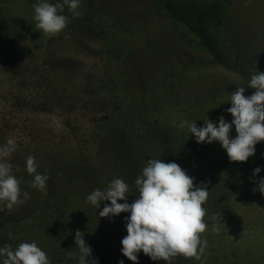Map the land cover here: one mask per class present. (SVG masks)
Masks as SVG:
<instances>
[{
    "label": "rangeland",
    "instance_id": "obj_1",
    "mask_svg": "<svg viewBox=\"0 0 264 264\" xmlns=\"http://www.w3.org/2000/svg\"><path fill=\"white\" fill-rule=\"evenodd\" d=\"M33 3L0 0V144L18 145L8 160L29 193L11 208L0 202V245L35 241L51 264H77L80 230L98 264H132L120 253L128 214L99 217L110 202L97 209L86 196L119 177L132 203L136 176L160 158L208 190L204 250L171 264H264V196L253 191L264 141L229 162L218 142L197 143L187 129L231 121L230 93L255 91L247 82L255 66L264 72V0H81L78 17L64 6L56 35L35 28ZM29 154L48 175L44 191L26 183ZM137 264L165 261L140 252Z\"/></svg>",
    "mask_w": 264,
    "mask_h": 264
},
{
    "label": "clouds",
    "instance_id": "obj_2",
    "mask_svg": "<svg viewBox=\"0 0 264 264\" xmlns=\"http://www.w3.org/2000/svg\"><path fill=\"white\" fill-rule=\"evenodd\" d=\"M81 0H35L32 4L35 28L48 35H56L68 24V17L62 14L67 6L72 17L82 15L79 8ZM247 87L255 89L252 94L244 96L245 87H236L230 93L226 109L232 117L226 121L224 116L216 121L207 118L197 127L195 122H187V129L197 143L216 141L225 151L229 162H244L255 152V145L264 141V72L256 66L247 82ZM234 127L235 136L230 137V129ZM16 142L9 138L0 144V202L11 208L14 204H22L29 198L27 191L20 188V180L11 171L8 157L16 150ZM35 157H25V170L32 179L26 181L30 187L44 191L48 180L47 173L37 171ZM261 168L255 167L252 176L256 177ZM194 177L189 176L174 161L164 162L160 158H149L137 175L134 184L138 195L128 203L126 193L129 186L119 177L111 179L101 190L93 189L86 201L99 208V217H115L127 213L124 218L126 235L120 240V253L132 264H137V253L142 252L151 260H163L165 264L177 255L195 257L203 252L206 242L200 233L206 229L203 217L208 190L206 183L194 185ZM253 191L264 196V177L255 181ZM22 197V198H21ZM122 201L121 203H118ZM9 233V237H11ZM84 233L76 230L73 236L78 250L77 264H98V258L91 256V249L83 239ZM0 264H51L46 253L35 241L21 242L15 249L10 245H0ZM117 264H124L118 260Z\"/></svg>",
    "mask_w": 264,
    "mask_h": 264
},
{
    "label": "trees",
    "instance_id": "obj_3",
    "mask_svg": "<svg viewBox=\"0 0 264 264\" xmlns=\"http://www.w3.org/2000/svg\"><path fill=\"white\" fill-rule=\"evenodd\" d=\"M3 41H4L3 32H2V29H1V27H0V45L3 44ZM210 50H211L212 52H214V49H213V48H211ZM58 154H59V153H58ZM58 154H57V155H58ZM55 156H56V155H55ZM55 156H54V157H55ZM56 157H57V156H56ZM58 172H60V171H58ZM58 172H57V173H58Z\"/></svg>",
    "mask_w": 264,
    "mask_h": 264
}]
</instances>
